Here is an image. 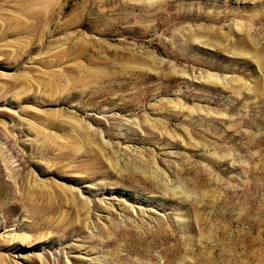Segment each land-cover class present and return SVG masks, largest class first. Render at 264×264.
Here are the masks:
<instances>
[{"label": "rangeland", "instance_id": "obj_1", "mask_svg": "<svg viewBox=\"0 0 264 264\" xmlns=\"http://www.w3.org/2000/svg\"><path fill=\"white\" fill-rule=\"evenodd\" d=\"M0 264H264V0H0Z\"/></svg>", "mask_w": 264, "mask_h": 264}]
</instances>
